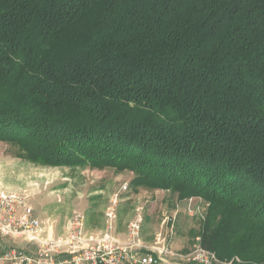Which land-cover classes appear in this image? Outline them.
<instances>
[{"label":"trees","instance_id":"obj_1","mask_svg":"<svg viewBox=\"0 0 264 264\" xmlns=\"http://www.w3.org/2000/svg\"><path fill=\"white\" fill-rule=\"evenodd\" d=\"M0 142L200 199L197 243L264 264V0H0Z\"/></svg>","mask_w":264,"mask_h":264},{"label":"rangeland","instance_id":"obj_2","mask_svg":"<svg viewBox=\"0 0 264 264\" xmlns=\"http://www.w3.org/2000/svg\"><path fill=\"white\" fill-rule=\"evenodd\" d=\"M17 153L18 151L15 146L9 143L0 142V189L5 192L15 193L25 198L24 203L26 206L24 208H30L34 218L39 219L38 215L45 212L50 213L54 210L53 214H55V217L53 219L54 223L46 232L50 239L44 234L37 242L29 243L22 239L11 238L8 236L7 238H2L0 240L6 249L16 248L22 251L31 250L36 254L39 249L48 248L51 243H54L51 242L52 240L64 235L65 222L74 212L83 216L84 221L86 217V220L88 219L87 223L83 222L85 237L89 238L90 236L96 235L101 231L98 232L95 230L94 224L97 223V220L101 219L103 206L107 202V197L113 192H120L121 187L125 183L128 184V191L125 192L129 193V189H131L129 183L132 178V173L128 171L117 172L114 169L105 168L102 170L95 169L91 172L89 168L81 166L41 167L21 159L18 157ZM98 189H101L102 192L93 197L92 195L88 196L89 192ZM141 189L144 191L140 193L133 192L132 197L134 201L135 195L136 198H139V200L145 204L143 212L145 213V216H147V222L145 224V231L142 234L143 238H141L144 240V244L151 245L152 243H155L154 236L159 233L162 215L169 214L175 209L173 199L177 198V196L174 195V193L170 196H164L160 192L156 193L158 190L168 189L154 190L145 187H141ZM88 198L92 204L87 203L86 200ZM191 198L193 199V197ZM110 199L106 206L109 204ZM186 200L187 199L183 201L179 200L176 221L174 223L171 237L170 234H168L167 237L171 250L179 254H189L191 253L190 251H192V248L194 249L197 240H195L192 235L197 231L199 222L203 218L206 210V206L203 204L202 200L194 199L191 206L193 213L190 215L186 210L188 207ZM86 211H90L92 214H88ZM104 212L105 209L103 211V220ZM66 214H68V216H66ZM132 214L131 208L129 207L125 208L119 214L116 213L118 234H121L124 225H126L125 223H127ZM135 214L136 210L134 216ZM61 218L65 219L62 224L61 232L58 235H53L56 221L58 223ZM85 225L87 226L85 227ZM156 225L157 233L153 235L152 233L155 230ZM87 227L89 228V231H86ZM165 232L166 231L163 230V234H165ZM146 240H149L150 242H146ZM172 242L176 243V249H174V246L172 248ZM46 243L48 244L42 246V244ZM132 250H135V247L132 248ZM61 256L63 255H60V257ZM67 259H69V256Z\"/></svg>","mask_w":264,"mask_h":264},{"label":"built area","instance_id":"obj_3","mask_svg":"<svg viewBox=\"0 0 264 264\" xmlns=\"http://www.w3.org/2000/svg\"><path fill=\"white\" fill-rule=\"evenodd\" d=\"M128 184L121 187L127 191ZM164 196L172 195L169 190H158L156 193ZM119 195L111 197L104 212V229L89 238L85 237L83 216L72 213L65 222V232L60 238L52 240L46 249L29 254L16 248H4L0 242V264H230L217 259L214 253L203 249L198 243L189 254L173 252L168 241V234L174 227L177 216L178 198L173 199L174 210L162 215L159 233L155 243L144 244L140 236L142 214L136 209L134 218L127 224L126 238L119 241L113 235V225L116 220L115 208ZM23 197L0 189V240L2 238L22 239L29 243L37 242L54 223L51 218L38 219L32 216L30 208H24ZM194 198L186 200L187 212L193 213L191 206ZM165 230V234H163ZM48 237V236H47ZM48 239H50L48 237ZM198 242V238H196ZM42 244V246L47 245ZM65 246V247H61ZM135 247V250L132 248ZM144 251V252H142ZM66 252V253H62ZM62 253V254H61ZM68 254L69 259H60V255ZM238 261V260H237Z\"/></svg>","mask_w":264,"mask_h":264},{"label":"crops","instance_id":"obj_4","mask_svg":"<svg viewBox=\"0 0 264 264\" xmlns=\"http://www.w3.org/2000/svg\"><path fill=\"white\" fill-rule=\"evenodd\" d=\"M91 172L92 171H94V170H92V169H89ZM128 191V190H127ZM129 193H126L125 191H121L120 190V192L118 191V192H113V193H111L107 198L108 199H106V201L108 202V200L113 196V195H115V194H118L120 197H119V200H118V204L116 205V208H115V211H116V213H121V211H123L125 208H131V213H133L132 215H131V217L129 218V220L127 221V223H125L126 225H124V227H123V230H122V232H121V234H118L117 233V231H118V223H117V220L115 221V223H114V225H113V235L119 240V241H124V239L126 238V229H127V224H128V222L133 218V216H134V213H135V210L137 209V208H140L141 209V214H142V218H143V223L141 224V237H142V234H143V232L145 231V224H146V222H147V216H145V213L143 212V210H144V206H145V204H143L140 200H139V198H136V196L134 195V201H133V197H132V193L134 192H137V193H140V192H142V191H144L143 189H141V188H132L131 187V189H129ZM102 192V190L101 189H98V190H94V191H91V192H89V195L88 196H91L92 195V197L94 196V195H98V193H101ZM125 193H126V195H125ZM139 200V201H138ZM87 201V203H91L92 204V202H90L89 201V198L86 200ZM124 201V202H123ZM132 201V202H131ZM107 202H106V204H107ZM134 202V203H133ZM106 204H104V206H103V210H102V216H101V219H99V220H97V223L96 224H94V228H95V230H97L98 232L99 231H102L103 229H104V220H103V211H104V209H105V206H106ZM89 207H90V205H89ZM88 207V208H89ZM56 209V208H55ZM55 211V210H54ZM53 211V212H54ZM53 212H50V213H47V212H45V213H42V214H40V215H38L39 216V219H44V218H51L52 220L54 219V217H55V214H53ZM72 212V211H71ZM86 213H88V214H92L90 211H86ZM68 214H70V213H68ZM68 214H66V216H68ZM65 216V217H66ZM85 217V216H84ZM87 218V217H86ZM86 218H85V223H87V220H86ZM118 219V218H117ZM64 220L65 219H63V218H61V219H59V221H58V223H57V221H56V225H55V227H54V231H53V235H58L60 232H61V229H62V224L64 223ZM158 225V224H157ZM157 225H156V228H155V230L153 231V235H155L157 232ZM87 225H85V227H86ZM86 229V228H85ZM89 228L87 227V229H86V231L88 230ZM89 231V230H88ZM52 235V236H53ZM152 235V236H153ZM123 236V237H122ZM143 238V237H142ZM144 241V240H143ZM146 242H150L149 240L147 241L146 240ZM173 246H174V249H176L175 248V246H176V243H174V242H172V248H173ZM27 253H29V254H33L34 253V251H31V250H28V251H26ZM68 258V255H66V254H63V256H61L60 257V259H64V260H66Z\"/></svg>","mask_w":264,"mask_h":264},{"label":"clouds","instance_id":"obj_5","mask_svg":"<svg viewBox=\"0 0 264 264\" xmlns=\"http://www.w3.org/2000/svg\"><path fill=\"white\" fill-rule=\"evenodd\" d=\"M188 199V198H187ZM195 199V198H194Z\"/></svg>","mask_w":264,"mask_h":264}]
</instances>
